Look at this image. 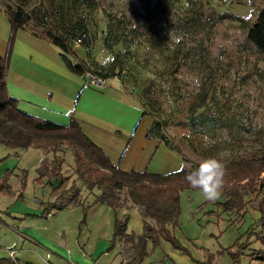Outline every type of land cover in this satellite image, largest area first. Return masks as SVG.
Instances as JSON below:
<instances>
[{"label": "rangeland", "instance_id": "obj_1", "mask_svg": "<svg viewBox=\"0 0 264 264\" xmlns=\"http://www.w3.org/2000/svg\"><path fill=\"white\" fill-rule=\"evenodd\" d=\"M95 1L97 4L92 6L75 0H0V55L6 53L11 35L4 9L21 10L30 15L37 29L67 37L74 55L70 59L81 63L94 76L105 78V90L111 89L119 98L136 104L149 121L159 123L183 168L198 166L209 157L223 160L226 166L264 160V54L247 41L248 29L264 0ZM77 36L82 43L75 47ZM20 43L62 63L58 48L23 29L11 41L8 73L18 72L15 50ZM108 54L114 60H108ZM22 69L29 71L27 78L32 84L43 88L44 82L50 86L54 100H58L59 86L51 84L50 73L43 64L33 58ZM38 106L54 115L61 112L43 104ZM126 140L127 144L130 138ZM58 152L64 158L61 176L75 180L76 187L84 193L86 206L92 205L97 191L82 189L73 174L72 152L64 147ZM49 155L53 157L39 149L12 151L0 144V185L4 181L6 184L0 188V211L6 210L13 200L26 199L27 207L22 213L37 217L27 219L34 231L23 232L38 240L43 235V209L39 208L38 214L27 210H36L32 203L43 196L45 182H35L36 168L49 161ZM249 199L247 196L244 200L241 213H221L215 202L224 203L223 194L211 202L199 190H183L179 197L180 225L174 229V236L186 253L168 244L152 246L142 264H264L250 260L251 253L263 248L264 226L258 210L248 204ZM20 207L17 203L11 209ZM102 209L103 206L91 207L86 216L82 208L64 212L59 221L75 224L76 220L83 227L90 214L88 224L95 223L96 218L107 219L98 212ZM129 217L130 229L139 231L138 217ZM13 223L0 212V258L21 237L15 230L22 232L21 226L26 225ZM64 234L65 246L69 248L74 234L69 230ZM108 243L110 253L115 247L112 241ZM237 243L246 249L235 248L228 253Z\"/></svg>", "mask_w": 264, "mask_h": 264}, {"label": "crops", "instance_id": "obj_2", "mask_svg": "<svg viewBox=\"0 0 264 264\" xmlns=\"http://www.w3.org/2000/svg\"><path fill=\"white\" fill-rule=\"evenodd\" d=\"M16 45L17 43L15 47ZM58 53L60 54V52ZM15 54V59L18 62V72H11L14 73L11 76V73H8L7 91L11 97L17 99L19 110L41 120L56 121L63 126L68 125L70 121L76 122L84 135L102 149L111 162L117 164L123 172L148 170L149 172H147L150 174L164 175L177 172L183 168L182 160L174 151H171L157 139L146 138L152 122L143 116V111L139 106L119 98L111 89L105 90L102 88L95 91L85 87L82 78L67 71L62 63L58 64L53 58H45L41 52L36 51L27 43H20L15 50ZM33 58L36 62L43 64V67L50 73L48 78L52 80L51 84L59 86L58 100H54L53 89L50 86H45L44 82L43 88L29 82L27 78L29 71L25 72V69L23 71L22 68L26 62L32 61ZM42 104L61 110V112L57 114L58 116L45 112L38 106ZM45 114L52 115L54 119L47 118L48 116ZM57 117L60 120H56ZM128 137L130 140L126 144ZM124 146L125 150L117 162V157ZM12 151L23 152L26 150ZM49 157L50 161L52 157L51 155ZM154 163H156V166L152 167L151 165ZM42 165L43 162L36 169L38 170ZM37 170L36 178L38 177ZM43 182H45L43 184V196L37 197L35 202L32 203L37 209L28 208L27 210L38 214L39 208L43 209V235H41L43 240L42 238L38 240L24 233L34 231L33 227L27 223V219L37 217L36 214V216H33L34 214L27 212L22 213L23 208L27 207L26 199L23 198L22 201L13 200V203H8L9 207L6 210L0 212L11 218L13 224L20 222L18 225H26L21 226L22 232L14 229L21 237H18L14 247H10L8 253H5L1 258H11L21 264H142L149 255L150 248L153 246L151 241L146 239L141 244L136 239V236L143 234V221L136 206L128 203L126 206L113 211L105 205L98 204L93 207L103 206L104 209L98 212L104 213L107 219L101 221L96 218L94 219L96 220L95 223L88 224L90 214L87 223L83 227L76 220V226L74 223L65 224L59 221L61 214L81 210L82 206L87 205L85 196H83L84 193L80 189L78 194L79 206L70 197L61 209H57L54 204L56 196L51 191L53 187L58 186L60 178L50 182L44 179ZM17 203L21 204L20 209H11ZM93 210L92 208V212ZM130 214H135L140 220L141 229L139 231L130 229ZM94 217L95 215L91 218ZM116 220L125 221V234L130 238H135L133 242L117 240L116 238L114 250L108 253V242L113 240ZM67 230L72 231L74 234L72 237L74 243L69 248L65 246L64 238V232ZM101 231L103 234H101ZM100 242H102V247L98 249ZM162 244L168 243L163 242ZM10 253H12V256ZM100 253L101 256L97 257Z\"/></svg>", "mask_w": 264, "mask_h": 264}, {"label": "trees", "instance_id": "obj_3", "mask_svg": "<svg viewBox=\"0 0 264 264\" xmlns=\"http://www.w3.org/2000/svg\"><path fill=\"white\" fill-rule=\"evenodd\" d=\"M75 2L92 6L97 4L95 0H75ZM4 13L10 25L11 35L6 53L0 55V144L9 150L34 148L45 154H53L52 159L45 161L37 170L38 177L35 182H40L42 179L50 182L60 178L58 186L53 187L51 191L56 196L54 204L57 209H61L70 197L74 199L76 205L80 204L78 199L80 188L76 187L75 180L71 181V177L61 176L64 158L58 155V151L60 147L69 149L74 160L73 174L76 179L87 191L96 190L99 193L92 205L82 206L84 216L89 208L98 204L115 211L130 203L138 208L143 221V234L136 236L138 243L142 244L148 239L153 247H157L165 242L173 249L186 253V250L175 239L174 229L180 225V192L194 190L185 180L187 169L182 168L177 172L164 175L150 174L147 171L123 172L117 164L111 162L102 149L84 135L76 122L70 121L68 125L63 126L41 120L19 110L17 99L11 97L7 91L11 41L18 30L26 29L37 38L58 48L63 66L70 73L83 78L87 70L81 63L70 59L74 55L67 45V37L61 38L48 29H37L33 26L30 15L21 10L8 7L4 9ZM67 36L71 37L73 34ZM247 41L264 54V6L259 10L255 22L248 29ZM113 70L112 67L111 71L114 72ZM146 138H156L167 148L173 150L157 122H152ZM226 168V182L222 190L225 202H215L217 211L221 213L236 211L239 214L245 207L244 200L250 196L251 199L247 202L258 210L260 223L264 226V160L244 162L226 166ZM4 184L5 181L0 185L1 189H4L2 188ZM116 238L122 241H134L135 237L130 238L125 234V221H115L113 245ZM261 240L263 248L251 253L250 258L252 261L263 263L264 237ZM235 248L242 251L246 249V246L243 247L237 243L236 246L228 249V253L231 254ZM0 264L21 263L11 258H1Z\"/></svg>", "mask_w": 264, "mask_h": 264}, {"label": "clouds", "instance_id": "obj_4", "mask_svg": "<svg viewBox=\"0 0 264 264\" xmlns=\"http://www.w3.org/2000/svg\"><path fill=\"white\" fill-rule=\"evenodd\" d=\"M107 59L114 60V57L108 54ZM187 168L185 180L192 189L201 191L208 201L220 199L227 176L223 160L209 157L202 159L198 166L188 165Z\"/></svg>", "mask_w": 264, "mask_h": 264}, {"label": "built area", "instance_id": "obj_5", "mask_svg": "<svg viewBox=\"0 0 264 264\" xmlns=\"http://www.w3.org/2000/svg\"><path fill=\"white\" fill-rule=\"evenodd\" d=\"M74 46L77 47L79 46L82 41L79 37H76L73 41ZM85 77V78H84ZM82 81H83V85L85 87H93V88H98V89H102L105 84H106V79L102 78V77H96L94 76L92 73L90 72H86L84 75ZM10 255L12 256V253H10Z\"/></svg>", "mask_w": 264, "mask_h": 264}]
</instances>
